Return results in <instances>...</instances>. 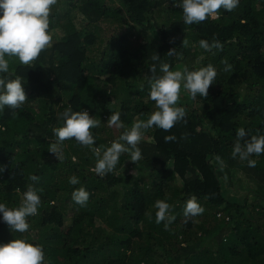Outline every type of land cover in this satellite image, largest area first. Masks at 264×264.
<instances>
[{
	"label": "trees",
	"instance_id": "trees-1",
	"mask_svg": "<svg viewBox=\"0 0 264 264\" xmlns=\"http://www.w3.org/2000/svg\"><path fill=\"white\" fill-rule=\"evenodd\" d=\"M179 2L58 0L49 18L52 45L31 66L6 56L28 99L0 112V203L18 207L31 184L41 204L24 233L13 232L0 214V244L15 238L39 244L45 264H264V203L247 202V195L231 200L222 187L226 168L240 161L231 155L237 130L264 135V0H240L231 12L220 9L218 20L192 25L184 24ZM202 39L218 40L222 49L206 52ZM171 48L175 54L165 55ZM161 62L171 70L212 65L216 81L207 98L189 95L192 104H177L186 116L170 131L142 130V158L130 168V154L122 153L113 172L96 174L91 149L75 139L62 143L60 161L48 151L68 107L101 120L91 129L93 147L110 146L124 130L108 127L112 113L126 128L146 120L155 110L149 69L155 63L158 74ZM169 135L176 139L166 142ZM250 159L264 173V154ZM71 176L79 184L71 185ZM79 187L89 193L83 206L72 200ZM250 190L264 199L261 185ZM191 196L205 211L185 222ZM156 200L172 205L167 229V220L156 223Z\"/></svg>",
	"mask_w": 264,
	"mask_h": 264
},
{
	"label": "clouds",
	"instance_id": "clouds-1",
	"mask_svg": "<svg viewBox=\"0 0 264 264\" xmlns=\"http://www.w3.org/2000/svg\"><path fill=\"white\" fill-rule=\"evenodd\" d=\"M240 0H180L174 6L183 11V21L186 25L199 24L208 18L218 20L220 9L233 11L239 6ZM58 0H0V112L7 106L10 109H19L28 99L21 78L9 71L7 57H15L20 64L31 66L41 52L52 45L53 37L49 33V18L52 7ZM188 40L183 39L181 44L188 46ZM199 46L206 52L213 49L221 50L222 44L218 40L211 43L200 40ZM175 48L169 49L165 55H174ZM152 61H159L160 56L155 52ZM225 71H231V65L227 61ZM31 68V67H29ZM152 75L148 78L150 85L149 99L155 102V110L146 120L137 118L130 128H126L120 120L119 112L112 113L107 118V125L117 130L124 129L119 137L110 143V146L93 147L95 139L91 129L101 126V120L93 118L86 110L74 111L66 108L60 118L63 124L52 129L57 143H52L48 151L55 155L58 161L63 159L61 145L64 141L75 139L81 146L91 149L96 158L93 171L103 176L113 172L119 162L122 153L130 154V161L136 162L142 158L138 147L146 131L158 127L165 132L170 131L178 122L183 121L186 109L177 106L180 99L181 86L193 98L199 95L207 98L209 87L216 81L217 72L212 65L202 66L196 70H189L187 66L182 69L171 70L167 62L157 65L153 63L149 69ZM143 130V131H142ZM243 128L237 130V140L233 145L231 155L237 156L241 161H247L249 167H255L256 161L251 156L264 154V135H251ZM165 141L175 140V136L164 137ZM123 141L124 143H121ZM219 159V157H217ZM4 166L0 165V172ZM29 180H39L36 175H30ZM71 185L79 184L76 176L69 177ZM72 200L81 206L85 205L89 193L83 188H75L72 192ZM41 200L31 184L23 192L18 207H7L0 203V214L3 221L13 232L24 233L29 229L27 217L38 214V206ZM156 223L167 220L165 228L175 219L170 215L172 205L164 200L154 202ZM205 209L197 202L195 196L189 197L184 205L183 215L187 218L196 217ZM0 264H45V254L39 244H34L23 238H15L7 243L0 244Z\"/></svg>",
	"mask_w": 264,
	"mask_h": 264
},
{
	"label": "rangeland",
	"instance_id": "rangeland-1",
	"mask_svg": "<svg viewBox=\"0 0 264 264\" xmlns=\"http://www.w3.org/2000/svg\"><path fill=\"white\" fill-rule=\"evenodd\" d=\"M91 55V52L89 53ZM177 69H180L179 67ZM192 104L193 100L190 98L188 92L181 86L180 99L177 104ZM143 138V136H142ZM131 159V158H130ZM128 161L127 168L133 165L132 161ZM125 168V169H127ZM226 173L222 176V187L225 195L231 199L240 201L244 195L248 196V201H260L264 203V199L258 198L250 189H256L258 186L264 188V173L255 167H249L247 161L235 160L228 166ZM179 182V181H178ZM177 182V183H178ZM176 183V182H174ZM264 198V197H263ZM199 216L193 217L194 220L198 219ZM95 223L109 231V226L99 217L95 219Z\"/></svg>",
	"mask_w": 264,
	"mask_h": 264
}]
</instances>
